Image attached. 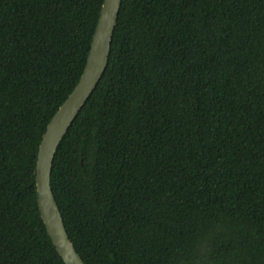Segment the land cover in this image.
<instances>
[{"label":"trees","instance_id":"trees-1","mask_svg":"<svg viewBox=\"0 0 264 264\" xmlns=\"http://www.w3.org/2000/svg\"><path fill=\"white\" fill-rule=\"evenodd\" d=\"M103 0H0V264H64L36 201ZM50 188L84 264H264V0H121Z\"/></svg>","mask_w":264,"mask_h":264},{"label":"water","instance_id":"water-1","mask_svg":"<svg viewBox=\"0 0 264 264\" xmlns=\"http://www.w3.org/2000/svg\"><path fill=\"white\" fill-rule=\"evenodd\" d=\"M121 0H103L81 76L47 124L34 167L36 201L45 231L64 264H84L68 239L50 188L56 149L73 120L100 81L107 65L112 33Z\"/></svg>","mask_w":264,"mask_h":264}]
</instances>
